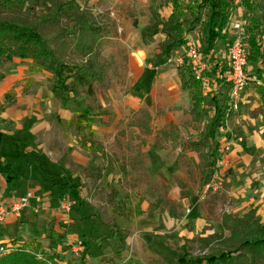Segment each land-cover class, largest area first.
I'll return each instance as SVG.
<instances>
[{"label": "rangeland", "instance_id": "obj_1", "mask_svg": "<svg viewBox=\"0 0 264 264\" xmlns=\"http://www.w3.org/2000/svg\"><path fill=\"white\" fill-rule=\"evenodd\" d=\"M74 1L80 6L85 5L91 8L94 13L100 14L99 21L107 27L108 37L106 36L102 51L103 59L107 63V72L104 81L95 86L97 94L104 98L105 111L108 112V115L113 114V118H109L107 123H112L113 128H119L121 131L129 127H141L145 131H149V128L153 126L150 124L147 110L145 108L135 110L136 105L132 104L131 98L128 97L129 95H135V92L146 94V90L141 86L133 88V76H137L139 72L135 68L130 69L131 66L127 61V57L130 54L134 56L137 50L142 52L141 57H143V53L149 48L150 52L147 50L149 52L147 59L148 57H150V60L160 57V63L170 65L176 70L179 66L174 62L169 63V59L180 58L185 65L188 64L187 46L185 45L171 51L167 57L161 54L163 35L160 27L155 24L156 15L158 14L164 20L169 14V9H159L160 0ZM233 2L240 9L238 11L234 10L232 13L231 25L227 27V40L225 42L218 41L213 47V52L216 53L225 69H227L228 61L225 44L232 41L236 36V30L231 27L237 22L242 25L244 32L241 37L247 53L249 52L246 28L251 16L239 4V0H233ZM134 22L136 26H134ZM186 25L189 26L188 23ZM186 40L187 43L195 45L204 56L201 51V36L198 27H195L186 36ZM206 62L208 67L210 66V72L206 73V78L210 80V59L207 58ZM246 73L249 77L255 79L256 82L253 83L255 85H260L261 81H264V69L252 66L248 62ZM259 76L261 80L258 78ZM144 80L146 81V79ZM210 85L215 89V92L202 91L205 99L203 111L212 114L213 105L209 98L214 96L219 104L226 105L229 87L224 84L216 88L212 81ZM53 87L55 85L51 82L50 76L44 72H39L31 61L21 62L18 59H13L11 62H5L0 66V113L15 102V90L26 96H43L49 95L48 88L52 89ZM106 95L108 96L106 97ZM126 96L129 99L127 104L122 101ZM61 97L62 95L58 92L57 98L59 103L63 105L64 102ZM236 103V109H233L226 119L222 130L210 118H206L201 124L195 126L193 134L190 135L181 126L182 123L185 126V122L178 121L167 136L163 135L161 131H157L153 141H148L147 138L140 136L137 137L138 143L136 146L125 147V150L120 149L115 154L109 153V157L113 160L122 161L123 164L129 167L127 170L130 171V175L133 177L131 180L135 182V184H130V182L125 183L123 181V184H119V187L121 189H132L138 194L145 191V194L148 195L149 205L155 203L157 199H168V191L172 188L186 189L187 187L194 189L198 182L202 188L207 185L210 186L207 193L203 195L200 191L201 193L198 194L197 198L192 199L194 202L189 201L184 208L177 204L176 213L179 215L177 220L169 221L166 213L163 212L164 209L153 211L145 207L142 210L138 208L135 213L130 209V212L127 213L124 205L121 207L119 203L117 208L123 209L125 214H123V217L116 216L111 210V206L114 205L110 204L112 183L102 182L96 187L93 183H90L91 192L86 187V194L83 198H71L72 207H74L71 212L76 215L73 216V223L70 225V222L67 221L64 226L58 227V232L48 231L47 242L51 240L54 243L50 242V246H44L49 249L47 253L58 256V259H60L57 261L58 264H80L81 262L86 264H172L180 257L188 259L211 253V247L202 248L198 243L189 241L202 236L203 232H205L203 236L219 232L220 217L223 212H226L232 206L231 202L227 201L228 197L222 192V185L225 180L229 178L231 183L236 179L240 183L244 181L245 187L243 188L246 189L250 186L251 191L254 187L258 190L260 182H262V188L264 189V181H261L259 177H255L250 184H246V176H248L246 173H252L253 171L250 172L247 168L246 172L244 169L237 172L234 168L235 164H233V169L230 168L233 160L240 161L242 165L247 166L251 161L260 162L259 166L255 168V172L262 173V176H264V118L260 97L255 88L248 85L240 93ZM92 105L94 107L98 106L95 103ZM116 114L118 120H115ZM157 116L162 117L163 112L160 110L156 114ZM158 123L161 125V122ZM68 124L62 125L60 123L59 129L64 132L71 130ZM248 128L255 134L253 140H250V135L247 133ZM195 132L197 134H194ZM189 137L191 140L192 138L196 139V137L197 139L205 137L213 146H218L216 158L224 160L225 163L216 173V176L207 175L203 180H199L198 169L192 167L187 160L182 159L183 156L180 155L183 153L180 144L188 140ZM76 142L79 145L77 139ZM145 142H149L150 148L153 147L151 143H154L151 151L149 149H142L141 151V148H137L144 145ZM225 146L228 150L222 153L221 151ZM83 149L86 150V148ZM227 155H229L228 158L225 157ZM92 159L93 162L100 160L97 156H93ZM147 164L149 167L152 165L153 169L151 168V171L153 173H147ZM186 169L187 175L183 178L180 173L184 174ZM136 182L138 183L136 184ZM226 184L229 185L230 183ZM247 191L244 193H247ZM256 195H258V192H256ZM203 197L204 199H202ZM210 203H212L211 206ZM261 210L264 211V208ZM259 217L260 220L264 221V213ZM198 219L204 220L203 227L200 230L193 226ZM163 222L165 223V230L160 228V225H164ZM115 226L122 228L127 235L126 248L123 251L116 244L118 237L114 230ZM68 232H72L76 239L71 244H69V241L67 242L69 239L66 240ZM165 234H169L170 237H165ZM22 239L18 235H10L0 245L11 244L13 247L18 248L34 245L35 239L30 240L32 243L29 244L21 242ZM77 241L83 243V252L78 255L71 250L72 245ZM148 243L154 245L161 252L163 259L148 250ZM3 256L5 255L0 257Z\"/></svg>", "mask_w": 264, "mask_h": 264}, {"label": "trees", "instance_id": "obj_2", "mask_svg": "<svg viewBox=\"0 0 264 264\" xmlns=\"http://www.w3.org/2000/svg\"><path fill=\"white\" fill-rule=\"evenodd\" d=\"M239 4L251 16L246 28L249 46L247 62L264 68V0H239ZM168 7L171 10L168 18L162 20L157 14L155 22L164 36V52L169 54L184 46L185 37L198 27L201 51L209 59L214 45L227 40L229 17L238 8L233 0H160L159 9ZM100 17L91 8L80 6L74 0H0V66L13 59L31 61L39 72L50 76L55 85L51 89L52 95L57 98L59 92L67 106L63 105L75 113L68 125L73 127L79 145L88 147L92 152L99 150L107 162L104 168L94 170L95 179L99 178L102 170L105 177L112 173L111 160L100 151L92 129L100 107L88 102L95 96L94 86L104 81L107 72L102 54L108 37L107 27L99 21ZM177 70L181 89L193 102L190 115L197 122L204 116L201 112L204 98L200 84L190 76L187 65ZM225 71V68L213 64L209 82L212 81L216 88L224 85ZM255 90L261 97L264 113V85H258ZM215 98L211 97L214 103L212 122L223 127L226 106L219 104ZM162 134L166 135L165 132ZM181 146L198 154L203 176L206 172L211 176L215 174L217 145L212 146L205 138L196 143L188 140ZM110 194V204H114L117 192L111 189ZM151 206L166 210L171 219L179 216L176 213L177 203L169 199H157ZM118 212L123 217L122 210L118 209ZM160 228L165 230L163 225ZM114 230L118 237L116 244L123 251L127 235L117 226ZM204 234L189 242H196L202 248L211 247V253L188 259L180 257L172 264H264V223L257 216L256 208H250L242 215L223 212L219 232ZM164 236L170 237L169 234ZM147 248L163 259L154 245L148 243ZM58 258L45 252L38 244L26 245L0 257V264H58Z\"/></svg>", "mask_w": 264, "mask_h": 264}, {"label": "crops", "instance_id": "obj_3", "mask_svg": "<svg viewBox=\"0 0 264 264\" xmlns=\"http://www.w3.org/2000/svg\"><path fill=\"white\" fill-rule=\"evenodd\" d=\"M162 9H169L168 16L170 15L171 10L169 7ZM239 9L237 8L236 11ZM232 17L231 14L228 25H231ZM188 44L186 40L185 46ZM147 50L143 53V57H141L142 52L139 50L134 53V56L130 54L127 57V61H129V65L131 66L130 69L135 68L139 72L137 76H133V88L141 86L146 90V94L143 92V94L135 92V95H129L128 97L131 98L132 104L136 105L135 110L144 108L147 110L151 121L150 124L154 128H149V131H145L141 127H129L124 131H121L119 128H113L112 123H107L109 118H113V114L108 115V112L105 111L104 98L97 94L95 86V96L88 100L89 103H95L102 108L100 112H96V120L93 123L92 129L94 131V139L101 149L100 151L108 157L109 153L115 154L120 149L125 150V147L136 146L138 143L137 137L141 136L147 138L148 141H153L157 131L165 132L167 136L174 129L173 126L177 125L178 121L185 122L186 125L183 126L182 123L181 126L185 128L188 134L192 135L195 126L201 124L206 118H210L211 121L213 119V112L210 114L203 111V102L201 106V112L204 114L203 119L197 122L193 121L190 115L193 102L188 93L181 89L178 70L170 65L160 63V57L157 59L153 58L152 60L148 57L147 59V55L150 52V50L149 52ZM161 51L162 56L166 55L167 57L169 55L164 52V49ZM210 62L211 70L213 64L223 67L213 50L210 53ZM255 66L259 67V69H264L260 64ZM208 72H210V66ZM212 84L214 85L213 82ZM260 85H264V81H261ZM250 86L256 89L258 85L251 83ZM19 87L22 88L21 86ZM48 89L50 94L43 96H26L15 90V102L0 113V135L2 137L0 140V192L3 194L4 203H11L24 196L27 192H31L33 196L30 208L25 210L19 219L10 217L5 223L0 224V243L7 240L10 235H18L23 238L21 242L32 243L30 240L35 239V242H33L34 245L38 244L45 252H49V249L45 247L50 246V242L54 243V241L50 240V242H47L48 231L53 230L58 232L59 226H64L67 221L71 225L74 220L73 216H76L74 212L65 214L60 210L62 199L68 197L83 198L86 194V187L91 192L90 183H93L95 187L99 186L102 182L112 183L111 189H114L117 195L114 198L115 203L112 204L114 206H111V210L116 216H119L118 203L122 207L124 205L127 213L130 212V209L135 213L138 208L142 210L145 207L153 211H161L160 208L155 209L149 205L148 195L145 194V191L138 194L132 189H121L119 187V184L122 185L123 181L125 183L130 182V184H135L131 180L133 177L130 175V171L127 170L129 167L123 164L122 161H118L117 159L113 160L109 157L112 173L105 177V172L102 170L99 178L95 179L94 170L96 168H104L107 162L99 150H95V152L90 151L89 148L84 150L77 144L76 133L73 127H70L71 130L65 132L59 129L60 123L67 125L72 121L75 113L66 108V106L61 105L59 99L52 95L51 89ZM202 91L204 92L201 89V93ZM203 94L202 96L204 98ZM211 97L209 100H211ZM125 98L127 96L122 99L123 103H129L128 98L124 101ZM160 110L163 112V116L156 117V114ZM211 111H213V107ZM262 116L264 118L263 109ZM115 120H118L117 114ZM158 122H161V125ZM145 132L146 134L144 135L146 136L143 135ZM247 133L250 135V140H253L255 134L249 128ZM194 134H197V132ZM202 139H205V137H199V139L196 137V139L192 138V140L190 137L188 138V140L195 143L200 142ZM186 141L180 144L183 153L180 156H183L182 159L187 160L192 167L198 169V179L203 180L208 173L206 172L204 176L202 175L201 161L196 152L187 148L182 149L181 145H184ZM149 145V142H145L144 145H140L137 148H141V151L142 149H149L151 151L154 143H151L153 146L151 148ZM93 156L99 157L100 160L93 162ZM231 163L230 168L233 169L235 166L234 168L237 172H241L243 169L246 172L247 168L250 172L253 171L252 173H246L248 175L246 176V184H250L255 177H259L261 181H264L263 174L255 172V168L259 166L260 162L251 161L250 164L248 163V166L242 165V162H238L237 160H233ZM233 164L235 165L233 166ZM151 168L153 169L152 165L149 167L147 164V173H153ZM180 174L185 178L187 169L184 171V174ZM243 182L240 183L236 179L231 183L228 178L222 185V192L228 197L227 201H230L232 205L226 213L242 215L250 208H256L257 216H262L264 213L261 210L264 208L263 183L260 182L258 190L254 187L251 191L250 186L246 189L243 188L245 187V182ZM226 183L230 184L227 185ZM205 188H202L199 182L194 189L187 187L186 189L183 188L184 190L172 188L168 191L167 197L169 200L180 204L179 206L181 208H184L189 201L196 199L199 193L202 192L204 194ZM246 191L247 193H244ZM256 192H258L257 197L255 196ZM211 205L212 203H210ZM41 207L44 210H35L36 208L41 209ZM193 207L195 208V206ZM121 210L123 212V209ZM163 212L166 213L169 221L177 220L171 219L166 210ZM123 214L125 213L123 212ZM261 222L264 223L262 220ZM116 223L115 225H117ZM203 223L204 220L198 219L193 226L197 230H200L203 227ZM163 224V227L166 228L164 222ZM66 240L71 244L76 239L72 232H68ZM55 245L58 247L57 244Z\"/></svg>", "mask_w": 264, "mask_h": 264}, {"label": "built area", "instance_id": "obj_4", "mask_svg": "<svg viewBox=\"0 0 264 264\" xmlns=\"http://www.w3.org/2000/svg\"><path fill=\"white\" fill-rule=\"evenodd\" d=\"M231 28L236 30V36L232 41L228 42L226 45V53H227V69L223 75L224 83L229 87V96L228 101L226 102V110H225V118L227 119L231 114L233 109H236L237 99L240 93L251 83H255V79L249 77L246 73L247 66V51L245 49L244 41L241 37V34L244 32L242 25L237 22L232 25ZM187 58L189 71L191 73V77L200 84L201 89L204 91H214L215 89L210 85L209 80L206 78V73L208 72V64L205 60V57L200 53L199 49L195 45L188 44L187 45ZM169 63H175L179 67L185 65L180 58L177 59H169ZM226 122V120H225ZM224 122V123H225ZM225 125V124H224ZM223 127H220L222 130ZM227 146L224 147L222 153L227 151ZM226 158L229 155L225 156ZM225 163L222 159H217L215 165V174L220 170V168ZM214 178V177H213ZM210 186H206L205 193L208 192ZM204 193V194H205ZM203 194V195H204ZM33 199L32 193L27 192L24 196L19 199L11 202L4 203L3 194L0 192V224L5 223V221L10 218L19 219L22 213L30 208L31 201ZM72 201L69 198L62 199L60 204V210L65 214H69L72 208ZM36 211L44 210L36 208ZM18 247H13L11 244L0 245V256L9 254ZM72 252L74 254H82L83 252V243L81 241H77L74 245H72Z\"/></svg>", "mask_w": 264, "mask_h": 264}]
</instances>
